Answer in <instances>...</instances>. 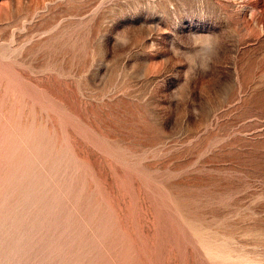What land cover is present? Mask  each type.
<instances>
[{"label": "rangeland", "instance_id": "374dc122", "mask_svg": "<svg viewBox=\"0 0 264 264\" xmlns=\"http://www.w3.org/2000/svg\"><path fill=\"white\" fill-rule=\"evenodd\" d=\"M0 264H264V0H0Z\"/></svg>", "mask_w": 264, "mask_h": 264}, {"label": "clouds", "instance_id": "9594fccd", "mask_svg": "<svg viewBox=\"0 0 264 264\" xmlns=\"http://www.w3.org/2000/svg\"><path fill=\"white\" fill-rule=\"evenodd\" d=\"M185 40L193 49V58L199 54L201 51H209L213 53L211 60L207 65L202 66L203 71L209 70L211 63L218 52L219 41L214 34L205 33H190L185 37ZM188 62V58L185 57Z\"/></svg>", "mask_w": 264, "mask_h": 264}]
</instances>
